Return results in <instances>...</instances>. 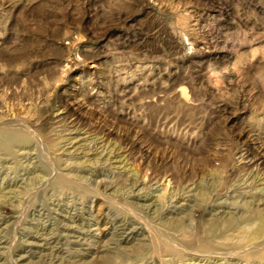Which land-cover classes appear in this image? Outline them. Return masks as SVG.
I'll return each mask as SVG.
<instances>
[{
    "label": "rangeland",
    "instance_id": "374dc122",
    "mask_svg": "<svg viewBox=\"0 0 264 264\" xmlns=\"http://www.w3.org/2000/svg\"><path fill=\"white\" fill-rule=\"evenodd\" d=\"M0 264H264V0H0Z\"/></svg>",
    "mask_w": 264,
    "mask_h": 264
},
{
    "label": "bare ground",
    "instance_id": "6f19581e",
    "mask_svg": "<svg viewBox=\"0 0 264 264\" xmlns=\"http://www.w3.org/2000/svg\"><path fill=\"white\" fill-rule=\"evenodd\" d=\"M14 128H15V127H14ZM18 130H19V129H18ZM261 230H263V228H261ZM261 230H260V231H261Z\"/></svg>",
    "mask_w": 264,
    "mask_h": 264
}]
</instances>
